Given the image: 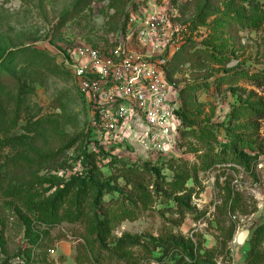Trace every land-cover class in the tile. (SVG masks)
I'll list each match as a JSON object with an SVG mask.
<instances>
[{"label":"rangeland","instance_id":"obj_1","mask_svg":"<svg viewBox=\"0 0 264 264\" xmlns=\"http://www.w3.org/2000/svg\"><path fill=\"white\" fill-rule=\"evenodd\" d=\"M172 1L191 39L171 67L183 134L174 156L136 157L95 141L56 49L110 42L152 0H0V264H173L181 249L156 245L180 240L215 264L264 257V0Z\"/></svg>","mask_w":264,"mask_h":264},{"label":"built area","instance_id":"obj_2","mask_svg":"<svg viewBox=\"0 0 264 264\" xmlns=\"http://www.w3.org/2000/svg\"><path fill=\"white\" fill-rule=\"evenodd\" d=\"M179 17L172 0H152L110 42L56 49L90 108L100 146L123 147L136 157L174 156L182 128L180 90L168 73L188 39Z\"/></svg>","mask_w":264,"mask_h":264},{"label":"trees","instance_id":"obj_3","mask_svg":"<svg viewBox=\"0 0 264 264\" xmlns=\"http://www.w3.org/2000/svg\"><path fill=\"white\" fill-rule=\"evenodd\" d=\"M259 19H263L261 17H257V19L254 21L255 24H259L258 20ZM257 26V25H256ZM126 27H124L125 29ZM191 39H187L183 49L179 52L180 54L184 52V49L188 48L189 45L191 44ZM178 53V54H179ZM11 54V53H10ZM10 54H7L5 57L7 58L8 56H10ZM177 54V55H178ZM3 57L0 61V71L5 69V65H4V58ZM176 56L174 57V59L172 60V62L169 65V77L171 78V67L173 65V62L175 61ZM178 115H180V118L182 117V114L180 111H177ZM182 120V119H181ZM183 128H181L180 131V136L183 134ZM183 182V181H182ZM184 185L181 184L180 186L177 185L176 189L178 191H183ZM190 199L191 197H187L185 196V194H175L174 195V200L177 203L178 206L183 207L180 212L184 213V211H189L191 210V206H190ZM130 213L125 211V215H122L123 218L125 219H130L131 215H129ZM255 238L257 240H262L264 238V223L262 225H260L256 231H255ZM119 244L121 246V248H124L126 246H128V244L131 245H135L138 244V240L136 237H130L129 235H125L124 237H122L119 240ZM157 247H163L164 250H166V253H169L171 250H174L176 248H180L182 251V256L173 264H215L213 261V258L209 257V251H205L203 253H201L202 248L201 247H196L195 243H193L192 241H184V240H180V241H167V242H162L156 245ZM247 260V264H262L264 261V257L263 254L258 250V246L256 244H252L251 245V249L248 253V256L246 258ZM82 264V263H80Z\"/></svg>","mask_w":264,"mask_h":264},{"label":"water","instance_id":"obj_4","mask_svg":"<svg viewBox=\"0 0 264 264\" xmlns=\"http://www.w3.org/2000/svg\"><path fill=\"white\" fill-rule=\"evenodd\" d=\"M250 231L249 230H244L241 233H239L238 235V241L240 244L245 243V240L247 239V237L249 236Z\"/></svg>","mask_w":264,"mask_h":264}]
</instances>
